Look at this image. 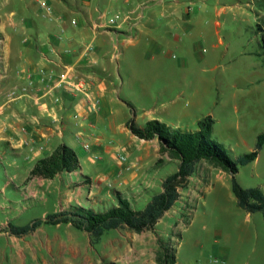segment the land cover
I'll return each instance as SVG.
<instances>
[{
  "label": "crops",
  "instance_id": "1",
  "mask_svg": "<svg viewBox=\"0 0 264 264\" xmlns=\"http://www.w3.org/2000/svg\"><path fill=\"white\" fill-rule=\"evenodd\" d=\"M37 1L0 0L1 215H17L25 209L20 208L19 200L24 193H40L36 185L43 187L44 194L49 192L51 183L67 177L93 184L98 191L107 185L117 188L121 184H129L132 189L135 175L116 180L114 176L121 168L109 164L119 165L116 152L121 147L137 150L136 142L144 141L126 127L131 114L137 126L157 120L171 130L182 131L195 130L198 120L210 116L215 118L212 133L217 132L214 113L200 112L206 84H202L201 93L194 99L196 81L189 78L193 69L187 62L194 53L203 57L205 50L197 51L199 40L210 43L212 49L222 43L218 17L228 5L220 0L218 6L208 0H52L49 20L42 16ZM251 1L244 0V4ZM127 11L138 14L128 24L116 29L93 26L95 22L106 25V15L120 19ZM71 20L76 21L74 26ZM173 51H181V57H175ZM63 67L75 80L88 82L87 94L69 95L50 89L55 78L49 81L46 74L60 72ZM21 73L30 75L33 85L25 96L7 101L6 91L25 83ZM233 99L230 102L236 109ZM94 100L98 107L92 110L89 106ZM188 100L191 107L186 106ZM144 142L148 146L138 158L155 159L159 152L157 140ZM82 143L89 144V151L83 150ZM59 144L76 153L79 168L52 179L28 178L34 163ZM92 154L99 155V161L93 162ZM165 176L158 178L153 193L148 188L142 196L150 198L159 192ZM144 177L149 185L151 175ZM53 213L56 212L50 214ZM256 215L245 212L244 220L256 221L254 232L258 228L264 231V224ZM7 224L23 226L6 218L0 223V232H7ZM217 234L221 235V230ZM224 255L229 258V252ZM128 259L131 263L136 258Z\"/></svg>",
  "mask_w": 264,
  "mask_h": 264
},
{
  "label": "rangeland",
  "instance_id": "2",
  "mask_svg": "<svg viewBox=\"0 0 264 264\" xmlns=\"http://www.w3.org/2000/svg\"><path fill=\"white\" fill-rule=\"evenodd\" d=\"M46 1L51 4L52 0ZM220 1L229 6L218 17L222 43L212 49L210 43L199 40L197 51L204 49L203 57L194 53L187 64L193 69L189 78L192 76L196 81L194 99L201 93L202 84H206L200 112H213L216 116L217 132L211 137L235 162L253 150L257 135L264 133V54L259 46L258 29L261 27L264 33V0H248L251 4H244V0ZM220 1L208 0L217 6ZM172 53L181 57V51ZM232 97L236 109L230 102ZM222 100H226L223 106ZM191 103L188 100L186 106L191 107ZM136 145L137 150L123 149L125 167L109 163L121 168V174L114 176L116 180L135 175L132 189L129 184H121L118 189L107 185L98 191L93 184L67 177L51 183L47 193L42 194L43 187L38 185L35 189L40 193H24L19 205L25 209L17 215L0 214V223L9 218L25 225L51 212L77 207L102 210L115 203L114 191L127 198L133 208L143 209L149 198L142 193L148 188L153 193L158 178L176 171L177 163L159 152L155 159L148 157L142 161L138 157L148 145L144 141ZM145 174L151 175L149 185L145 183ZM221 175L209 163L197 162L187 179V188L181 191L179 200L156 223L153 231L135 234L127 229L110 230L96 242L70 224L42 225L20 238L0 232V264H156L160 247L174 255L175 264H264V231L258 228L254 232L256 221L244 220L245 211L237 207L231 192L230 175ZM235 180L242 188H259L264 193V146L255 160L237 167ZM256 213L259 222L264 224L261 214ZM218 230L221 235L217 234ZM226 251L229 258L224 255ZM128 258L136 259L128 263Z\"/></svg>",
  "mask_w": 264,
  "mask_h": 264
},
{
  "label": "trees",
  "instance_id": "3",
  "mask_svg": "<svg viewBox=\"0 0 264 264\" xmlns=\"http://www.w3.org/2000/svg\"><path fill=\"white\" fill-rule=\"evenodd\" d=\"M258 29L261 32L259 46L264 54V33L261 27L258 26ZM212 125L213 119L210 116L198 120L197 128L192 131L171 130L157 120L146 121L142 126H137L132 119L128 120L126 127L132 135L144 141L156 139L159 154L177 162L176 171L162 179L161 190L149 198L143 209L133 208L127 198L114 191L115 203L102 210L77 207L48 214L44 218H35L23 226L7 224L6 231L20 238L42 225L70 224L76 230L88 234L93 242L98 241L110 230L127 229L135 234L153 231L156 223L179 200L181 191L187 188V179L193 174L195 164L199 161H205L230 175L231 192L237 207L250 214L258 212L264 220V193L259 188H242L235 180L237 167L256 159L264 146V133L257 135L253 150L239 156L234 162L212 139ZM78 168L76 153L65 144H59L48 156L34 163L28 178L52 179L59 173H71ZM174 262V255L160 247L155 256V263Z\"/></svg>",
  "mask_w": 264,
  "mask_h": 264
},
{
  "label": "built area",
  "instance_id": "4",
  "mask_svg": "<svg viewBox=\"0 0 264 264\" xmlns=\"http://www.w3.org/2000/svg\"><path fill=\"white\" fill-rule=\"evenodd\" d=\"M37 5L39 9L41 10L42 16L51 20L52 13H53V9L51 5L46 0H38ZM137 16L138 14H136V12L134 11L124 12L121 15L120 19H118L116 15H106L105 17L106 25H101L100 23L95 22L93 26L95 29L105 28V27L116 29L120 25L128 24L132 20V18L137 17ZM70 23L71 25L74 26L76 24V21L71 20ZM21 77L24 78L25 83L20 84V85H14L11 88H9L5 93V97L7 101L17 100L21 98L22 96H25L26 94H28L29 88L33 85L31 76L26 73H21L20 78ZM53 77L55 78V81L52 83L50 87L51 90H54V89L63 90L69 95H74L77 93L87 94L88 82L84 80H75L72 76L69 75V70L66 67H63L60 72H56V73L53 71H49L46 74L45 79L51 81ZM55 100L58 101V99H55ZM89 107L92 110L96 109L98 107V101L94 100V102ZM82 148L85 151H89L90 146L87 143H82ZM90 157L93 162L99 161V155L97 154H92L90 155ZM116 160L119 165H124L125 167L126 156L123 153V149L117 150Z\"/></svg>",
  "mask_w": 264,
  "mask_h": 264
}]
</instances>
